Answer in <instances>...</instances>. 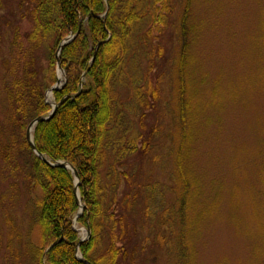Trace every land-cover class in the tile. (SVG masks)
<instances>
[{"label":"trees","instance_id":"obj_1","mask_svg":"<svg viewBox=\"0 0 264 264\" xmlns=\"http://www.w3.org/2000/svg\"><path fill=\"white\" fill-rule=\"evenodd\" d=\"M193 4L194 0H184L176 28L179 51L171 69L176 100L168 115L176 125L169 132L172 181L163 188L158 183L145 186L140 217L155 224L156 243L175 254V264H191L186 229L193 199L199 195L191 162L197 137V105L190 93L191 50L197 28L192 22ZM21 8V18L28 26L13 28L10 52L4 59L0 156L7 176H20L32 190L41 192L35 199L40 238L25 244L23 261L138 264L128 248L135 230L129 229L125 214L111 209L116 197L111 203L106 201L101 169L111 150L109 177L114 179L110 187L116 188L117 164L122 165L127 155L147 154L151 149V140L133 129L122 110L150 109L159 98V88L148 80L156 71L155 58L163 52L156 40L174 10L170 0H22ZM76 33L58 55L60 43ZM142 56L148 58L146 70L139 63ZM59 63L66 82L53 92L58 107L50 120L36 125L34 141L50 162H68L79 175L84 209L77 222L91 229V237L81 244L74 228L80 210L74 172L39 158L27 140L29 124L53 109L47 92L57 83ZM117 84L130 87V103L120 102ZM167 194H175V202L170 203ZM135 202L127 198L126 210ZM152 239L146 236L142 249ZM6 258L11 263L19 261L10 252Z\"/></svg>","mask_w":264,"mask_h":264},{"label":"rangeland","instance_id":"obj_2","mask_svg":"<svg viewBox=\"0 0 264 264\" xmlns=\"http://www.w3.org/2000/svg\"><path fill=\"white\" fill-rule=\"evenodd\" d=\"M21 2L0 0V126L4 59L13 28L28 26L21 18ZM170 4L174 10L156 40L163 52L155 58L156 71L148 80L159 88V98L150 109L122 110L133 129L151 140V149L127 155L117 164L116 188H111L114 176L109 177L111 150L101 169L106 201L116 197L111 209L125 214L129 229L135 230L128 248L138 264H175L176 258L156 243L152 220L140 219L145 186L158 183L163 188L172 181L169 132L176 125L168 115L176 100L171 69L179 51L176 28L184 0ZM192 22L197 28L190 93L197 105V137L191 162L199 195L193 199L186 229L191 264H264V0H194ZM139 63L146 70L148 58L142 56ZM129 89L117 84L122 104L131 102ZM47 93L53 103V94ZM40 194L22 177L7 176L0 156V264H25V244L39 241L35 199ZM127 198L136 201L131 210H126ZM167 199L173 203L176 195L167 194ZM76 217L74 228L85 238L87 229ZM148 235L153 239L142 249ZM9 252L19 261L7 260Z\"/></svg>","mask_w":264,"mask_h":264},{"label":"water","instance_id":"obj_3","mask_svg":"<svg viewBox=\"0 0 264 264\" xmlns=\"http://www.w3.org/2000/svg\"><path fill=\"white\" fill-rule=\"evenodd\" d=\"M77 35H78L77 33H76V34H71V35H69L68 37H66V38L60 43V45H59V47H58V55H59L60 52L62 51V48H63L64 46L68 45L69 43H71V42L77 37ZM100 44H101V43L98 44L96 50L98 49V47L100 46ZM95 56H96V53H95ZM60 72H61V73L64 75V77H65V70L62 68L61 64L59 63V65H58V77H57L58 79H57V83H56L54 86H52V87L49 89L48 92L53 93L55 90H59V89L65 84V82H66V78H64V80L62 81V79H60V77H59V73H60ZM48 94H49V93H47V95H48ZM48 102H49V101H48ZM51 105H52L53 109H52V111L50 112L49 115H47V116H44V115H43V116H39V117H37L36 119H34V120L29 124L28 129H27V140H28L30 146L32 147V149L34 150V152L36 153V155H37L39 158H41L42 160H44L45 162H47V163L50 164V165L67 167V168L71 169V170L74 172V175H75V178H76V180H75V193H76L77 201H78V203H79V205H80V207H81V211H80L79 214H82V211H83V209H84V204H82V202H81V198H80V193H79V184H80V182H79V175H78L76 169H75L70 163H68V162H64V161H58L57 163H52V162H50V160H48L45 156H43L42 153L39 152V150L37 149V146H36V144H35V141H34V133H33V132H34V130H35L36 125H37L39 122H43V121L50 120V119L54 116V114H55V112H56V109H57V107H58V104H57L56 102H53V103H51ZM76 218H78V216H77ZM90 237H91V229H90V228H87V237L82 238L81 241H80V244H81L83 241L88 240ZM79 257H80V258H83V257H82V254H79ZM85 261H86V260H85ZM86 262L88 263V261H86Z\"/></svg>","mask_w":264,"mask_h":264},{"label":"bare ground","instance_id":"obj_4","mask_svg":"<svg viewBox=\"0 0 264 264\" xmlns=\"http://www.w3.org/2000/svg\"><path fill=\"white\" fill-rule=\"evenodd\" d=\"M62 75H63V74L60 72V73H59V77H60V79H62ZM50 96H51V95H50Z\"/></svg>","mask_w":264,"mask_h":264}]
</instances>
